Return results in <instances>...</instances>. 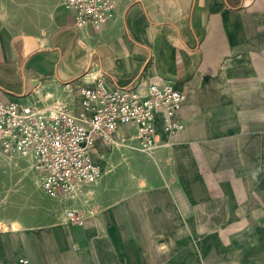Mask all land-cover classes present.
<instances>
[{
    "label": "crops",
    "instance_id": "crops-1",
    "mask_svg": "<svg viewBox=\"0 0 264 264\" xmlns=\"http://www.w3.org/2000/svg\"><path fill=\"white\" fill-rule=\"evenodd\" d=\"M65 1L0 0L4 97L159 79L185 94L182 127L159 116L143 151L120 125L93 154L102 177L65 197L0 154V264H264V0H122L85 27Z\"/></svg>",
    "mask_w": 264,
    "mask_h": 264
},
{
    "label": "built area",
    "instance_id": "built-area-1",
    "mask_svg": "<svg viewBox=\"0 0 264 264\" xmlns=\"http://www.w3.org/2000/svg\"><path fill=\"white\" fill-rule=\"evenodd\" d=\"M120 1L66 0L65 5L74 12L78 27L100 26L115 17ZM94 78L92 85L79 89L77 100L47 105L9 101L0 89V143L6 153L31 161L39 185L51 196L65 197L102 177L104 169L93 154L100 140L113 142L120 125L136 128L134 137L143 151L157 146L159 116L168 132L182 127L176 115L185 94L171 82L153 79L146 87H111L104 77ZM68 215L81 220L73 210ZM20 264L32 262L22 258Z\"/></svg>",
    "mask_w": 264,
    "mask_h": 264
},
{
    "label": "rangeland",
    "instance_id": "rangeland-1",
    "mask_svg": "<svg viewBox=\"0 0 264 264\" xmlns=\"http://www.w3.org/2000/svg\"><path fill=\"white\" fill-rule=\"evenodd\" d=\"M0 154L4 157H7L10 161H12L13 159L14 160H20L21 162L23 161L24 163V167L25 169L22 170V172H24V175H27L28 172L32 171V167H31V161L26 158V157H21V156H18V155H13V154H10V153H6L0 143ZM27 173V174H26ZM36 181L38 182L37 180V177H36ZM39 183V182H38Z\"/></svg>",
    "mask_w": 264,
    "mask_h": 264
}]
</instances>
